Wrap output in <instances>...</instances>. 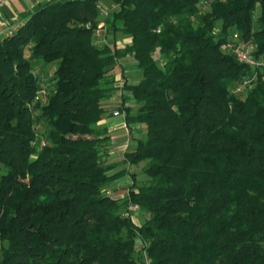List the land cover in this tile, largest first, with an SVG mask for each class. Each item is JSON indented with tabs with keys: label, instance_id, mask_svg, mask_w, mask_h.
<instances>
[{
	"label": "trees",
	"instance_id": "1",
	"mask_svg": "<svg viewBox=\"0 0 264 264\" xmlns=\"http://www.w3.org/2000/svg\"><path fill=\"white\" fill-rule=\"evenodd\" d=\"M101 1L51 0L0 39V264H264V69L226 47L238 31L264 56V0ZM125 58L141 75L119 86ZM39 61L57 66L34 102ZM117 90L146 126L120 170Z\"/></svg>",
	"mask_w": 264,
	"mask_h": 264
},
{
	"label": "crops",
	"instance_id": "2",
	"mask_svg": "<svg viewBox=\"0 0 264 264\" xmlns=\"http://www.w3.org/2000/svg\"><path fill=\"white\" fill-rule=\"evenodd\" d=\"M49 1L51 0H0V39L17 32L26 21L29 20V16H31L39 6H42ZM130 40V38H122L119 40V44H125ZM128 59L131 60L130 58H125L122 60V64L119 63L114 68L113 71L118 78H121L122 73L126 72L129 68L128 66L131 64L132 60L128 62ZM118 84L120 86V81ZM124 93L123 90H117L115 92V95H113L111 100L106 103L107 112L100 122V124L103 125L111 135L112 140L108 147L110 157L119 160L120 162L122 161L125 151L133 147V139L141 137L139 136V133H141L143 129V125L141 124L128 125L126 122L125 111H119L120 105L127 99L126 97L129 96L127 93L123 98L122 94ZM125 102L128 106L133 105L130 103L129 99ZM115 111H119L120 113L116 114ZM122 165L126 166L125 163ZM120 179L119 180L125 184L127 183L130 185L132 183L129 174L122 176ZM117 189H119V187ZM116 194L122 196L125 193L121 194L116 191Z\"/></svg>",
	"mask_w": 264,
	"mask_h": 264
},
{
	"label": "rangeland",
	"instance_id": "3",
	"mask_svg": "<svg viewBox=\"0 0 264 264\" xmlns=\"http://www.w3.org/2000/svg\"><path fill=\"white\" fill-rule=\"evenodd\" d=\"M109 4H111V1H109V0H102L101 1L102 9L103 10H106ZM206 5L207 4L205 3L204 6H206ZM258 12L259 11H257V14H258ZM96 40H97V42L99 44L100 43H103L104 42V35L102 34L101 36H97ZM130 59L132 60V62L128 66L129 68L126 70L127 79H129L130 81H138L140 79L141 72L133 64V62H134L133 59L132 58H130ZM131 60L128 59V62L131 61ZM36 65L37 66H36L35 72L41 78L40 89L41 88H44V93L42 94V98L41 99H45L44 97L47 94H49L50 90L53 87V82H52V79L54 78V73L53 72H54V70H55V68L57 66V63H51V64L44 65V64H42V61H39V62H37ZM128 95L129 96H127L126 98L129 99V101H130L131 104L135 105V101L133 100V98L130 97V94H128ZM145 132H146V126L144 125L143 126V129H142V132L139 133V136H141V137L145 136ZM108 147H109V145H108ZM108 152H109V149H108ZM122 164L123 163L117 164L118 165V167H117L118 170H120L123 167H125V165H122ZM126 165H128V164H126ZM143 165H144V163H141L139 165H136V166L131 167V172L133 171V172H135L137 174L139 182H143L146 179V177H145L146 175L143 172ZM120 182L117 185V188L119 187V189H117V191L119 193H121V194L122 193L124 194V193H126V190L128 189V186L129 185L127 183L126 184L123 183L122 181H120ZM108 190H111L112 191L111 188H109ZM132 216H133V218H134L135 221L140 222V221H143V219L145 217V214L142 213V212L140 213V210H139L138 213H135ZM143 261H144V264H149V260H147L146 256H144Z\"/></svg>",
	"mask_w": 264,
	"mask_h": 264
},
{
	"label": "built area",
	"instance_id": "4",
	"mask_svg": "<svg viewBox=\"0 0 264 264\" xmlns=\"http://www.w3.org/2000/svg\"><path fill=\"white\" fill-rule=\"evenodd\" d=\"M98 35H102L105 33V28L101 27L97 30ZM226 47L236 56L239 62L249 65L254 68H263L264 69V56H258L255 54L256 45L252 40H244L241 38L240 33L238 31H233L230 38L226 42ZM257 78V72L254 73L251 77H244L237 85V90L252 87ZM126 79L122 77L120 79V86L125 83ZM44 93V88H41L38 94L35 97V101H39L42 98V94ZM116 114H119V111H115ZM45 141H42L41 145L43 146ZM108 194H111V190H107ZM140 210L139 205H130L129 209L125 212L126 215H130V212H138Z\"/></svg>",
	"mask_w": 264,
	"mask_h": 264
}]
</instances>
